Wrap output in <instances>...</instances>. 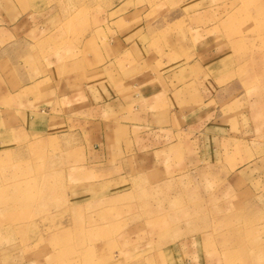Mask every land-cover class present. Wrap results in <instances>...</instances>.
Segmentation results:
<instances>
[{"label":"crops","instance_id":"obj_1","mask_svg":"<svg viewBox=\"0 0 264 264\" xmlns=\"http://www.w3.org/2000/svg\"><path fill=\"white\" fill-rule=\"evenodd\" d=\"M233 2L185 0L203 17L200 28L155 48H147L153 37L142 16L130 22L131 15L109 14L79 56L64 62L56 15H41L35 0H0V154L34 138L70 135L88 197L97 187L106 196L125 194L146 176L201 167L256 174L264 99H246L235 88L264 87V70L257 79L261 63L250 64L243 78L240 55L248 49H238V36L226 37L218 18H204ZM254 2L264 13V0ZM257 102L262 110L254 105L249 125H241V109ZM196 236L167 244L159 257L164 264H207Z\"/></svg>","mask_w":264,"mask_h":264},{"label":"rangeland","instance_id":"obj_2","mask_svg":"<svg viewBox=\"0 0 264 264\" xmlns=\"http://www.w3.org/2000/svg\"><path fill=\"white\" fill-rule=\"evenodd\" d=\"M254 1L235 0L204 18H218L226 37L238 36V49H248L240 55L241 76L260 62L262 71L255 77L263 79L259 52L264 51V13ZM35 3L41 15L60 20L62 50L57 56L64 62L79 56L90 33L104 27L109 14L131 15L130 22L142 16L145 32L153 37L147 48L169 36L181 40L183 30L200 28L203 18L194 16L185 0ZM235 90L246 99H264V87ZM248 105L237 116L241 125H249L254 105L262 110L258 102ZM76 146L70 135L34 138L0 154V264H164L160 254L165 246L193 235L203 243L207 264H264V154L257 157L256 174L247 167L241 172L201 167L158 179L143 177L125 194L106 196L97 187L88 197L76 166ZM120 253L130 257L115 260Z\"/></svg>","mask_w":264,"mask_h":264}]
</instances>
